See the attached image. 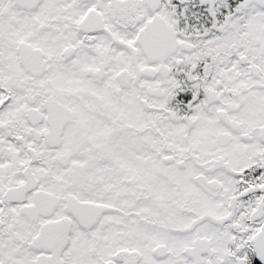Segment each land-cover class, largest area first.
<instances>
[{
	"label": "snow or ice",
	"instance_id": "1",
	"mask_svg": "<svg viewBox=\"0 0 264 264\" xmlns=\"http://www.w3.org/2000/svg\"><path fill=\"white\" fill-rule=\"evenodd\" d=\"M0 264H264V0H0Z\"/></svg>",
	"mask_w": 264,
	"mask_h": 264
}]
</instances>
